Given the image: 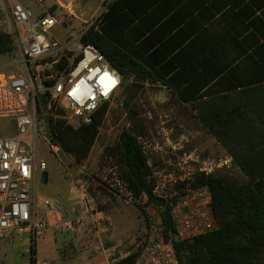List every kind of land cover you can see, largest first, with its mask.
<instances>
[{
	"label": "built area",
	"instance_id": "built-area-1",
	"mask_svg": "<svg viewBox=\"0 0 264 264\" xmlns=\"http://www.w3.org/2000/svg\"><path fill=\"white\" fill-rule=\"evenodd\" d=\"M113 1L105 0L89 21L75 28L71 25L76 17L72 2L55 0L53 5L46 6V0H8L14 27L11 35L15 73L0 70V122L7 124L10 133L0 132V239L12 241L29 233L32 241H36L47 237L52 229L76 233L90 219L98 229L106 225L85 173L72 178L82 202V212L77 217L57 198L41 196L37 181L48 169L46 161L40 158L41 142L48 141L56 155L63 152L52 140L45 114L51 111L55 119L62 118L73 126V121L78 126L90 125L96 114L120 93L121 73L97 47L84 41L90 28H100ZM33 6L40 11L35 13ZM59 109L65 111L63 116L57 114ZM135 138L154 182V201L146 194L136 195L122 179L115 159L104 155L92 179L124 204L138 209L145 227L134 237L132 252L112 246L97 249V253L104 252L108 264H118L133 253L139 254L136 264H178L173 246L164 239L155 198L170 207L177 240L192 243L216 231L219 226L212 194L207 186H196L194 182L198 176H211L232 168L233 158L228 154L215 159L202 153L183 152L169 133L163 134L162 141L151 132L136 134ZM50 216L56 218L53 224ZM29 264L51 263L32 258Z\"/></svg>",
	"mask_w": 264,
	"mask_h": 264
},
{
	"label": "crops",
	"instance_id": "crops-1",
	"mask_svg": "<svg viewBox=\"0 0 264 264\" xmlns=\"http://www.w3.org/2000/svg\"><path fill=\"white\" fill-rule=\"evenodd\" d=\"M116 1L106 11L113 12L106 23L110 38L150 68L154 83L183 105L264 80V0H123L119 6ZM78 174L49 197L73 217L82 212L80 191L72 183ZM100 198L107 221L102 229L90 219L76 233L52 229L36 241L29 233L0 239V263L29 264L37 258L51 264H108L97 249L118 246L132 252L134 237L145 227L141 213L116 199ZM55 220L50 216V223Z\"/></svg>",
	"mask_w": 264,
	"mask_h": 264
},
{
	"label": "trees",
	"instance_id": "trees-1",
	"mask_svg": "<svg viewBox=\"0 0 264 264\" xmlns=\"http://www.w3.org/2000/svg\"><path fill=\"white\" fill-rule=\"evenodd\" d=\"M121 1L114 4L119 6ZM112 15L111 10L106 13L100 28H90L84 41L97 47L123 79H132L133 85L155 82L150 68L110 38L106 23ZM14 49L12 35L0 30V56H10ZM42 102L47 108L45 97ZM190 106L201 126L233 158L244 180L231 183L218 175L196 178L194 184L207 186L212 194L219 227L192 243L177 240L170 207L156 203L164 239L173 246L178 264H264V80L252 81L241 90L199 99ZM108 112L106 104L92 124L78 127L62 118H50L53 142L77 165H82L98 141ZM57 114L63 116L65 111L59 109ZM133 124L134 128L122 132L104 155L115 159L122 179L136 195L146 194L154 201V182L134 134L141 126L136 121ZM138 257V253H133L118 264H136Z\"/></svg>",
	"mask_w": 264,
	"mask_h": 264
},
{
	"label": "rangeland",
	"instance_id": "rangeland-1",
	"mask_svg": "<svg viewBox=\"0 0 264 264\" xmlns=\"http://www.w3.org/2000/svg\"><path fill=\"white\" fill-rule=\"evenodd\" d=\"M72 2L73 12L76 17L71 21L75 28L81 27L98 11L105 0H62ZM55 0H46V6H51ZM35 13L40 11L38 6L32 7ZM13 25L9 17L8 0H0V30L11 34ZM13 55L0 56V70L7 74L15 73L12 67ZM40 116H44L40 112ZM46 119L53 117L48 111ZM54 118V117H53ZM134 118V119H133ZM141 126L134 134L153 133L155 138L162 141L164 133H169L175 144H180L182 151L186 153H202L207 157L215 159L224 158L225 150L212 138L195 118V112L191 106L183 105L168 89L158 83L149 82L145 84H132V79H123L122 88L116 99L109 105V112L105 117L100 135L88 159L82 165H77L74 160L68 157L63 151L56 155L50 150L49 142L42 141L40 144V158L47 163L48 179L44 177L37 181L38 193L43 197L57 196L58 193L71 182V176L76 173H85L84 177L89 181L91 195L98 201L100 208L104 211L100 196L119 199L92 179L94 172L101 166L105 149L113 147L124 131L132 130L134 122ZM76 127V122H72ZM7 124L0 122V132L3 135H10ZM165 158H169L165 156ZM162 161L161 158L158 159ZM80 166V167H79ZM215 175L224 178L231 183H238L244 180L238 168L219 171ZM124 204V203H123ZM126 206V204H125ZM128 206V205H127ZM132 207V206H130ZM136 209L135 207H132ZM137 219V217H136ZM5 264V262H1Z\"/></svg>",
	"mask_w": 264,
	"mask_h": 264
},
{
	"label": "water",
	"instance_id": "water-1",
	"mask_svg": "<svg viewBox=\"0 0 264 264\" xmlns=\"http://www.w3.org/2000/svg\"><path fill=\"white\" fill-rule=\"evenodd\" d=\"M43 177H44V181L46 182L47 181V179H48V175H47V173H45L44 175H43ZM155 201L159 204V205H161V206H165V201H163V200H161V199H156L155 198Z\"/></svg>",
	"mask_w": 264,
	"mask_h": 264
}]
</instances>
